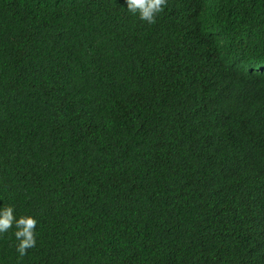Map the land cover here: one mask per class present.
<instances>
[{
	"label": "trees",
	"instance_id": "16d2710c",
	"mask_svg": "<svg viewBox=\"0 0 264 264\" xmlns=\"http://www.w3.org/2000/svg\"><path fill=\"white\" fill-rule=\"evenodd\" d=\"M257 69L264 0H0V264H264Z\"/></svg>",
	"mask_w": 264,
	"mask_h": 264
},
{
	"label": "clouds",
	"instance_id": "9594fccd",
	"mask_svg": "<svg viewBox=\"0 0 264 264\" xmlns=\"http://www.w3.org/2000/svg\"><path fill=\"white\" fill-rule=\"evenodd\" d=\"M127 11L134 16H138L140 21L149 25L155 24L157 17L164 11L167 0H126ZM239 70V69H238ZM264 78V71L257 69ZM242 72L248 69H241ZM260 82V80H259ZM260 86L257 82L254 91ZM15 227V239L18 241L16 251L21 257L27 254V251L36 246V226L37 221L32 216H21L18 219L14 215V209L11 206L0 210V234L7 233Z\"/></svg>",
	"mask_w": 264,
	"mask_h": 264
}]
</instances>
